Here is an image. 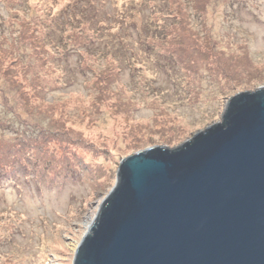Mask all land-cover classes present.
I'll return each instance as SVG.
<instances>
[{
  "label": "rangeland",
  "instance_id": "obj_1",
  "mask_svg": "<svg viewBox=\"0 0 264 264\" xmlns=\"http://www.w3.org/2000/svg\"><path fill=\"white\" fill-rule=\"evenodd\" d=\"M262 85L264 0H0V264H73L124 157Z\"/></svg>",
  "mask_w": 264,
  "mask_h": 264
},
{
  "label": "water",
  "instance_id": "obj_2",
  "mask_svg": "<svg viewBox=\"0 0 264 264\" xmlns=\"http://www.w3.org/2000/svg\"><path fill=\"white\" fill-rule=\"evenodd\" d=\"M73 264H264V85L124 157Z\"/></svg>",
  "mask_w": 264,
  "mask_h": 264
},
{
  "label": "trees",
  "instance_id": "obj_3",
  "mask_svg": "<svg viewBox=\"0 0 264 264\" xmlns=\"http://www.w3.org/2000/svg\"><path fill=\"white\" fill-rule=\"evenodd\" d=\"M194 44V43H193ZM179 49V48H178ZM204 51H206V50H204ZM196 52H197V54H199L200 56H202V57H205V56H207L208 54L206 53L205 54V52H202L201 50H199V49H196ZM176 62V59L174 60V63Z\"/></svg>",
  "mask_w": 264,
  "mask_h": 264
}]
</instances>
